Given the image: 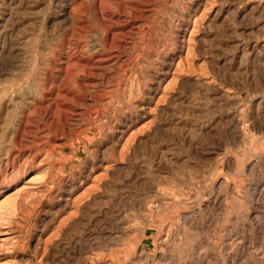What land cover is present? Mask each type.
Masks as SVG:
<instances>
[{
    "label": "rangeland",
    "instance_id": "374dc122",
    "mask_svg": "<svg viewBox=\"0 0 264 264\" xmlns=\"http://www.w3.org/2000/svg\"><path fill=\"white\" fill-rule=\"evenodd\" d=\"M0 264H264V0H0Z\"/></svg>",
    "mask_w": 264,
    "mask_h": 264
}]
</instances>
